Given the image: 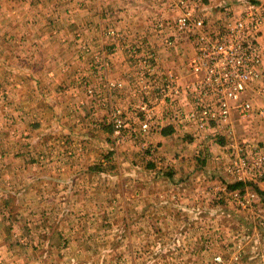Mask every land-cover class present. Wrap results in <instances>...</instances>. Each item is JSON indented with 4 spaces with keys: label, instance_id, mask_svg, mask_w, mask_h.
<instances>
[{
    "label": "rangeland",
    "instance_id": "374dc122",
    "mask_svg": "<svg viewBox=\"0 0 264 264\" xmlns=\"http://www.w3.org/2000/svg\"><path fill=\"white\" fill-rule=\"evenodd\" d=\"M165 1L168 18L157 10L153 20H94L95 28L106 29L114 39L108 46L119 45L114 59L126 66L125 75L144 98L151 90L155 99L147 80L160 68L149 73L144 61L168 66L178 84L194 77L188 63L196 54L198 34L178 26L185 15L202 20V32L211 36L224 32L233 20H264V3L258 0ZM6 2L0 0V20H62V30L76 31L70 43L79 46L82 66L71 71L80 76L61 84L24 82L23 77L39 71V54L28 55L16 36L0 48V264H264V195L252 188L264 194V163L256 169L263 176L255 179L169 176L176 173L173 160L149 141L164 128L170 127V133L178 129L165 122L163 104L155 115L150 112L153 104L139 100L147 108L132 117L108 103L103 110L67 103L75 89L86 97L97 95V85L82 77L88 60L98 64L101 74L102 56L90 57L85 33L86 5L92 1L15 0L13 8ZM58 98L61 104H54ZM242 101L251 103L246 94ZM205 102L215 107L214 99ZM226 103L230 115L213 123L212 133L184 128L200 142L227 143L231 167L236 168L238 145L251 146L243 157L246 164L255 152L264 151L246 137L236 142L233 123L245 117L263 121L258 112L264 108L242 116L233 101ZM154 120L162 126L152 125ZM146 122L149 129L143 130ZM179 135L175 140L180 146L192 143V134ZM205 148L194 152L195 163L188 170L206 171L210 153ZM152 170L162 176H141ZM235 183L242 185L227 188Z\"/></svg>",
    "mask_w": 264,
    "mask_h": 264
},
{
    "label": "crops",
    "instance_id": "0c3cea01",
    "mask_svg": "<svg viewBox=\"0 0 264 264\" xmlns=\"http://www.w3.org/2000/svg\"><path fill=\"white\" fill-rule=\"evenodd\" d=\"M39 1L42 2L43 0ZM91 1L89 7L86 5V9L90 8L87 11L89 17L86 20L85 28V33L90 38L87 49L92 53L91 58L94 57V53L102 56L100 59L102 61L99 64L101 74L97 71L98 64L94 65L93 60H88L86 61V68L82 77L86 79L87 83L97 85V95L86 97L82 94V91L77 89L72 90L70 91V99H67L68 105L76 109L82 106L83 109L99 108L103 110L108 103L113 107H118V112L134 117L142 109L141 101L139 100H145L149 104H153L151 109L148 107L150 112L155 115L159 114L160 105L154 99V93L150 90L148 92L149 98H144L137 93L138 88L136 84L125 75L127 71L126 66L114 59V54L119 51L117 48L119 45L109 47L110 40L114 39L109 37L110 35H108L106 29L95 28L94 20H100L103 24L111 20H153L157 10L168 18L170 15L167 6L168 2L165 0ZM258 1L262 2V4L264 3V0ZM14 3L15 0H7L5 6L13 8ZM40 7L41 5H37L36 9ZM62 23V20H45L43 18L39 20H0L1 49H3L2 46L4 44L5 46L9 45L7 44L8 39L16 36V38L21 37L23 45L20 48L26 50L28 55L30 51L39 54L36 62L37 70L39 71H36L37 74L32 72V77H23L24 82L31 81L34 83L35 81V84H42L46 80H53V85H55L63 83L67 78L74 79L80 76L71 75V71H75V68L82 66L80 63L81 55H76L79 52V46L70 43L71 37L74 34L76 35L77 32L72 31V28L62 30ZM118 31H121L122 35H124V30ZM259 42L264 46V27ZM136 83L141 93V84L137 81ZM263 89L264 75L260 81L253 83L246 91V99L251 101L256 110L264 108V97L260 95ZM62 100L57 101L54 99L53 103L61 104ZM235 115L237 116V112H235ZM153 124L154 126H162L157 120H154ZM187 130L184 127H178V129L167 135L155 132L149 138L150 142L155 141L157 143L156 150L161 151V156L173 160L176 173L169 176H236L233 174L235 168L231 167L230 154L228 153L227 155L226 153L227 143L224 146L212 143L213 141L211 142L210 140L209 142H200L195 138L192 130L191 132L188 130L189 132L187 133L192 134V143L188 147L180 146V141L175 139L179 138V133L187 134ZM233 130L234 137L238 139L235 140L236 142H240L244 140L241 138L246 137L247 141L258 144L262 151H264V120L262 121L256 117H245L240 123H236V121L233 123ZM162 131L169 132L172 130L169 127L164 128ZM205 147L208 148L210 153L207 159H205L207 165L206 171L194 172L193 169L188 170L187 165L195 163L192 158L194 152ZM240 175L247 176L246 173H240ZM141 176L162 175L153 171V173L142 174ZM260 186L264 189V182H261Z\"/></svg>",
    "mask_w": 264,
    "mask_h": 264
},
{
    "label": "built area",
    "instance_id": "2783aa9c",
    "mask_svg": "<svg viewBox=\"0 0 264 264\" xmlns=\"http://www.w3.org/2000/svg\"><path fill=\"white\" fill-rule=\"evenodd\" d=\"M187 16L177 23L183 31L197 30L196 54L188 63L194 76L192 81L178 84L168 66L163 68L162 63L144 61L149 73L160 66L159 74H153L147 83L155 91V100L168 111L165 118L167 124L175 129L182 126L193 128L195 132L212 133L213 123H223L230 115L227 101H233V107L242 116L254 111L251 103L242 101V96L253 83L261 80L264 72V50L258 44L264 20H233L224 32L211 36L202 32V20H189ZM260 95L264 96V89ZM208 97L216 101L215 107L206 104ZM141 107V110L147 108L146 104ZM258 115L263 117L264 111L258 112ZM142 128L149 129V124L143 123ZM245 143L236 147V153L241 155L233 172L238 176L237 181L241 180L240 173H246L250 179L263 176L256 169L264 163V153L255 152L247 165L243 157L251 146ZM250 196L254 198L253 194Z\"/></svg>",
    "mask_w": 264,
    "mask_h": 264
},
{
    "label": "trees",
    "instance_id": "16d2710c",
    "mask_svg": "<svg viewBox=\"0 0 264 264\" xmlns=\"http://www.w3.org/2000/svg\"><path fill=\"white\" fill-rule=\"evenodd\" d=\"M251 1V0H250ZM171 131L169 132H165V131H162L161 134L162 135H167L168 133H170ZM242 184L241 183H235V184H231L229 186H227L228 189L230 190H234V189H237L241 186ZM252 185V184H251ZM253 190L259 195V196H263L264 194L260 191L259 188H257V186H252Z\"/></svg>",
    "mask_w": 264,
    "mask_h": 264
}]
</instances>
